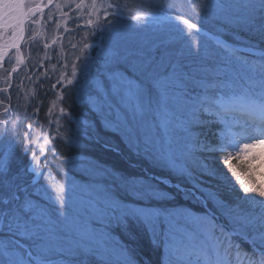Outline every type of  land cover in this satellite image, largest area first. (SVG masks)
<instances>
[{
    "label": "snow or ice",
    "instance_id": "1",
    "mask_svg": "<svg viewBox=\"0 0 264 264\" xmlns=\"http://www.w3.org/2000/svg\"><path fill=\"white\" fill-rule=\"evenodd\" d=\"M185 5L192 9L195 21L179 15L161 17L153 11L129 16L137 26L141 22L144 25L166 22L164 30L175 31L185 47L195 48L193 54L197 57L203 47L198 41L202 35L209 36L216 51L204 54L202 59L207 66L201 70L202 74L197 77L184 73L177 77L175 65L166 75L147 64L140 69L133 65L139 79L135 75L125 76L118 69L107 71L110 87L103 91L104 105L109 111H116L115 120L104 119V128L118 132L130 153L143 157L150 168L166 174L146 171L137 176L96 163L90 183L60 185L52 190L50 204L45 207L32 199L36 193L29 188H34L36 178L44 175L37 167L46 164V160H39L33 152L32 163L13 171L12 153L5 152L0 157V264H84L83 256L108 264L110 252L116 254L117 264H136L127 246L117 243L110 248L106 242L107 229L113 223L127 235L134 230L150 234L154 245L163 249L162 264H264V188L242 179L232 165L233 159L240 160L247 154L246 150L264 144V0H165L157 7L181 12ZM84 7H89V17L97 14L95 22L91 18L87 21L92 35H102L113 31L129 5L111 0L100 5L92 0L90 6L81 0L76 5L78 9ZM101 9L104 23L99 18ZM38 11H41L38 5L33 7L26 0H0V61L9 55V49H16L19 61L26 24L35 23L31 18ZM208 18L215 22L216 33L204 31L203 23ZM8 32L11 35L5 39ZM241 32L249 38L242 37ZM220 34H230L236 43L225 42ZM251 37H256V41ZM94 46L84 43L83 59L73 66L68 84L78 83V72L87 75L93 57L86 50ZM44 47L48 48V44ZM98 55L104 57L106 70L114 65L111 49L101 50ZM61 113L66 114L64 108ZM66 115L67 123H71V113ZM79 124L82 127L62 129L65 134L60 139L65 145L71 146L74 139L100 140L92 124L86 120ZM213 124L221 125L214 133L216 144L206 135L201 139L200 133L192 131L194 125ZM28 128L31 131L32 125ZM4 134H9L6 126ZM26 138H30L28 134ZM13 141L14 137L9 139V149L13 148ZM104 146L110 147L107 142ZM28 151L26 147L25 155ZM217 152L226 155L217 161L211 155ZM58 155L53 150L54 159ZM219 163L232 173L243 198L260 209L258 214L231 218L229 230L216 222L211 210L195 215L165 206L174 199L165 188H175L185 199L201 202L206 209L208 199L222 206L215 192L204 187L203 180L204 177L228 180L227 174L217 168ZM29 174L31 182L25 180ZM170 176L191 186L173 184ZM74 191L83 195L78 208L70 212L69 193ZM119 192L142 203L130 206L118 198ZM94 222L101 227H93Z\"/></svg>",
    "mask_w": 264,
    "mask_h": 264
},
{
    "label": "rangeland",
    "instance_id": "2",
    "mask_svg": "<svg viewBox=\"0 0 264 264\" xmlns=\"http://www.w3.org/2000/svg\"><path fill=\"white\" fill-rule=\"evenodd\" d=\"M105 2H108V0H96L97 5ZM111 2L129 5L128 8L124 9V18L119 20L112 32L92 35L93 29L87 21L91 18L95 22L97 14L93 13L89 17V7L76 8L81 0H26V4L33 7L38 5L41 11H38L31 18L35 23L30 21L26 24L24 39L20 41L19 61L17 60L16 49H10L8 50L9 55L0 62V121H3V123H0V157L5 152H11L13 156V151L17 147L25 155L24 149L27 147L29 151L25 155L28 157L26 166L32 163L31 156L33 152L39 160H46V164L41 163L37 167V171H43L44 175L40 176L34 188H29L30 192L36 193L32 196V199L45 207L50 204L49 197L54 194L52 190L55 188L60 185H66V187L72 185L83 186L90 183L94 177L93 166L97 162L82 153L84 147L88 149L92 146L89 145L91 142L98 143V141L91 140L89 142L83 139H74L72 145L67 146L60 137L64 136L65 133L62 129L65 127L70 129H75L78 126L82 127L79 122L85 121V117L91 113L98 120L100 119L102 123L104 119H116V111L114 109L109 111L103 103V91L108 90L110 87L107 71L117 70L115 66L120 63L122 64L120 71L125 76L133 77L135 75L139 79L138 73L134 74L133 72V65L140 69L147 64L149 68H155L165 75L171 71L172 65H175L177 77L182 76L184 73H191L199 77L202 74L201 70L207 66V62L202 59L204 54L206 52L211 54L216 51L212 39L207 35H202L198 41L203 45L200 49L201 56L197 57L193 54L195 48L185 47L184 42L177 38L175 31L164 30L166 22L161 20L149 25H144L141 22L137 26V22L132 21L129 16L130 13L143 15L146 11H153L161 17L164 15H179L188 18L190 21H195L192 9L187 5H185L183 11L177 12L175 9L157 7V5H163L165 0H111ZM83 3L90 6L92 0H83ZM83 17L85 18L82 24L80 18ZM99 18L100 22L104 23L103 9L100 10ZM108 19H112V17L109 16ZM79 21L82 24L81 27L91 29L87 32L85 38L83 34L70 31L74 30L75 25H79L77 23ZM177 23L179 27H184L183 24ZM203 27L214 31L217 29L215 22L210 18L204 21ZM205 28V32L212 34ZM10 35V32L6 33L5 39L9 38ZM240 35L246 39L249 38L246 33L241 32ZM83 39L85 42L95 45L93 48L86 50L93 57V62L90 64L86 76L80 75L78 72V83L74 81L72 84H68V79H72L73 66L79 65L80 60L83 59L81 54L84 45V43L82 44ZM221 39L223 38L221 37ZM251 39L254 42L256 41V37H251ZM45 43L48 44V48L44 47ZM189 43L191 42L189 41ZM109 49L114 53L115 61L114 67L112 66L113 68L106 70L104 62H100L104 60V57L98 55V53L101 50L108 51ZM78 57L80 59H77ZM94 66H97V71L93 69ZM14 67L16 68L15 72L12 71ZM68 92L71 93V99L74 101L77 99L79 102L77 103L79 108H74L78 116H74V113L64 106L65 99H68ZM44 93L48 94V97L45 98L46 102H43L46 109L42 114V124L38 130L32 132L25 125L26 119L32 111L34 119H37L35 123L38 122L40 118L37 116L40 112L39 109L38 111L36 109L40 105V99ZM6 108L7 111H5ZM61 108L65 109L66 114L71 113L73 117L71 123H67V115L61 113ZM86 108L88 109L86 110ZM62 115L63 119H61ZM237 118L242 119L238 114ZM22 125H24L25 133H23ZM5 126L8 129V135L4 134ZM220 127L221 125L216 124L208 127L194 125L192 131L200 133L201 139L206 135L213 144H216L218 140L214 133L218 132ZM107 131L109 136H115L116 139L124 142L123 137L118 132ZM26 134L30 138H26ZM12 137H14L13 148L9 149L8 141ZM55 145H59L61 149L56 148ZM41 149L44 151L42 152ZM53 150L59 154L56 158L57 165L54 164L55 161L52 162L54 159ZM241 151L244 150L241 149ZM246 152L247 154L239 160L242 164L234 166L236 163H232L233 170L238 166L239 169L236 171L241 174L242 179L251 180L253 184L264 188V144H257L255 147L246 150ZM222 154L224 156L220 159H223L226 155L225 153ZM64 157L67 159H63ZM138 158L140 160L144 159L136 155L135 159L139 160ZM144 161L149 165L146 159ZM219 165L223 168L224 173L228 175L229 170L222 163H219ZM219 165H217V168ZM128 166L136 169L140 168L142 174L147 171L142 165V167L138 165V161L135 163L129 162ZM28 180L31 182V174H29ZM203 180L205 181L204 187L215 192L217 199L222 202V206H217L211 199H208L207 209L201 202L196 203L189 200H187V206L168 208L187 211L195 215H203L206 210L212 211L214 209L216 213H211L214 214L216 222L222 223L229 230L232 228L231 218L248 216L255 212V210H248L245 206L242 207L240 202H232L234 199L230 193L234 188V185L231 184L232 182L235 183L233 179L228 178L227 181H224L223 178L212 180L209 177H204ZM119 194L128 197L127 199L130 201L124 203L130 206H137L142 203L124 192H119ZM82 195L83 193L80 191L69 193L70 212L78 208L79 199ZM201 195L203 194L201 193ZM243 197L244 194H242ZM230 198L232 200L227 202L226 199ZM226 202L230 204L228 209L225 206ZM251 207L254 209L255 206ZM259 211L257 210L255 213L258 214ZM176 220L183 223L179 217ZM93 227L100 228L101 225L94 222ZM249 234H251L250 230ZM147 235L154 245L152 236ZM122 236H127V234L113 223L107 229L106 242L110 248L117 245V243L123 247ZM115 256L116 254L112 252L108 254V264H117ZM81 259L84 264H101L100 261L90 256H83Z\"/></svg>",
    "mask_w": 264,
    "mask_h": 264
},
{
    "label": "trees",
    "instance_id": "3",
    "mask_svg": "<svg viewBox=\"0 0 264 264\" xmlns=\"http://www.w3.org/2000/svg\"><path fill=\"white\" fill-rule=\"evenodd\" d=\"M84 18L85 17L80 18V21H82V24H83ZM80 21L78 22V24L80 26L75 25L74 30H70V31H72L73 33L76 32V34H78V33L83 34L84 38H85L87 36V32L90 31L91 29L89 27H85V28L81 27L82 24ZM76 27H78V28H76ZM203 28H205V27H203ZM206 30H208L211 33H216V31H217V29H216V31H214L213 29H210V28H208ZM220 35L225 41L229 42L230 44L236 43V41L233 39V37L230 34H220ZM206 40L209 42L208 39H206ZM83 43H85L84 39L82 40V44ZM100 62H104V60H101ZM121 65L122 64L117 63L115 66V69H118L120 71ZM93 69H95L97 71V66H94ZM100 70H101V68H100ZM68 91H69V89H68ZM70 95H71V93L68 92L67 93L68 99H65L64 106H65V108L71 110L70 112L74 113V116H78L76 114L77 112H75L74 108L75 107L79 108L77 105V103H79V102L77 101V99H75V101L73 99H71ZM46 97H48V94L44 93L42 98L40 99V105L36 109L37 111L39 109V112H40L39 116H37L38 118H40L38 120V122L35 123V120H37V119L36 118L34 119V114H32V111L29 113V115L26 119L25 125L28 126L29 124H31L32 125V129H31L32 132H35L36 130H38L42 124V121H41L42 117H43L42 114L45 112V109H46V105L43 102H46V100H45ZM82 108H84V107H82ZM87 109L88 108H86V110ZM85 120L87 122H89L90 124H92V126L98 132L100 140L98 141V143H92L91 142V144H89V145H92V146H90L88 149L87 148L85 149V147H84L83 153H82L83 155H85L87 157L89 156L90 158L93 159V161H96L97 163L102 164L107 168H115V169L122 171L125 174L131 173V174H134L137 176L144 175V174H142L140 168L136 169V168H132V167L128 166L129 162L135 163L136 161H138V165H140V166L142 165L144 168H146V170L148 172H154L157 175H165L166 174V173H161L155 169L150 168V165H147V163H145L144 159L140 160L138 158L140 160V162H139V160H136L135 159L136 155H134L133 153H130L128 151L126 144L122 140L119 141L118 139L115 138V136L114 137L109 136L108 131L104 128L102 121H100V119L98 120L93 113H91L89 116H86ZM22 129H23V133H25L24 132V125H22ZM105 142H107L110 145L109 148H106L104 146ZM55 147L58 149H61V147L59 145H55ZM113 149H115V150H113ZM211 155L215 156V159L217 161L222 160L220 158L222 156H224L220 152H217V153H214ZM133 156H135V157H133ZM56 160L57 159L55 158L52 160V162L55 161L54 164L57 165ZM27 163H28V157L25 156L24 154H22L21 150L18 147L15 148L13 151V156H12V169H13V171H16L22 167H25ZM232 163H234V164L236 163L234 166L242 164L239 160H236V159L235 160L233 159ZM217 165H219V164H217ZM218 168L223 170V168L220 165L218 166ZM237 169H239L238 166L235 167L234 171H236ZM227 176H228V178L233 179L235 182V183H233V182L231 183L234 185V188H233L232 192L230 193V194H232V198L234 200H232L231 198L226 199L227 202H230V200H232V202H234V203H238V202L242 203V207L245 206L248 210H255V212L257 210H260L256 205H254V204H252V203H250V202H248L242 198V194H244V193L242 191H240V185L233 178L232 173L229 172V174ZM28 177H29V175L27 177H25V180L30 182L28 180ZM170 178H171L173 184H176L179 182V183H182L185 188H188L191 186L183 180H178V178H176L175 176H170ZM254 185L258 187V185H256V184H254ZM160 187L163 188L164 186L161 185ZM164 190L167 192H171L174 195V199L170 200L165 205L166 207L187 206V203H188L187 200L193 201L191 199H185L183 193L177 192V190L175 188H165ZM251 195H253V194L249 193V196H251ZM118 198H121L123 200V202H129L130 201L129 199H127L128 197L126 198L123 194H119V193H118ZM227 202H226L225 206L228 209L230 204H228ZM251 206H255L254 209ZM210 207L212 209L211 205H210ZM212 212H215V210L212 209ZM147 234L148 233L143 231V230H134L132 235L122 236L121 240L123 242V245L127 246L129 251L131 252L132 256L135 259L136 264H162V255H163L162 248L154 246ZM244 247H248V245L244 244Z\"/></svg>",
    "mask_w": 264,
    "mask_h": 264
},
{
    "label": "water",
    "instance_id": "4",
    "mask_svg": "<svg viewBox=\"0 0 264 264\" xmlns=\"http://www.w3.org/2000/svg\"><path fill=\"white\" fill-rule=\"evenodd\" d=\"M9 50H10V49H9ZM0 62H1V61H0ZM39 179H40V177H37V178H36V182H37Z\"/></svg>",
    "mask_w": 264,
    "mask_h": 264
}]
</instances>
